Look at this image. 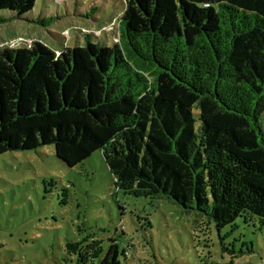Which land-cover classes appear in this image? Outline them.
<instances>
[{
  "label": "trees",
  "instance_id": "1",
  "mask_svg": "<svg viewBox=\"0 0 264 264\" xmlns=\"http://www.w3.org/2000/svg\"><path fill=\"white\" fill-rule=\"evenodd\" d=\"M37 2L0 0V26ZM119 30L113 47L88 40L61 55L0 47V156L53 147L75 169L101 152L117 193L165 199L219 235L262 231L264 0H126ZM126 236L95 264H125ZM222 250L229 264L247 255Z\"/></svg>",
  "mask_w": 264,
  "mask_h": 264
},
{
  "label": "rangeland",
  "instance_id": "2",
  "mask_svg": "<svg viewBox=\"0 0 264 264\" xmlns=\"http://www.w3.org/2000/svg\"><path fill=\"white\" fill-rule=\"evenodd\" d=\"M125 8L126 0H38L28 19L0 26V47L40 42L58 55L88 40L113 47ZM117 230L127 233L125 264H229L223 244L246 252L235 264H264V227L244 223L219 235L165 199L117 193L101 152L75 169L62 165L53 147L0 156V264H95ZM93 234L97 239L85 240ZM80 241L67 252L69 242Z\"/></svg>",
  "mask_w": 264,
  "mask_h": 264
}]
</instances>
